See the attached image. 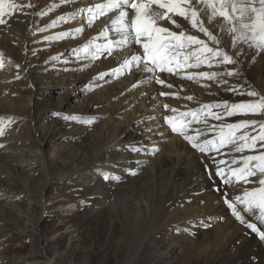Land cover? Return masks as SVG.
<instances>
[{"label": "bare ground", "instance_id": "6f19581e", "mask_svg": "<svg viewBox=\"0 0 264 264\" xmlns=\"http://www.w3.org/2000/svg\"><path fill=\"white\" fill-rule=\"evenodd\" d=\"M16 2H30L32 7L25 9L26 14L6 17L8 24L0 25V53L3 54L0 58L3 63L0 68V128L4 131L0 136V145H4L0 147V213L10 216L14 224L23 225L25 231L36 234L34 248L23 257L24 264H67L68 259L73 264L74 261L70 250L79 241L78 227L68 228L66 245L53 253L47 249V239L39 232L42 217L35 222L30 218L38 200H44L47 207L44 211H48L52 201L44 198L45 194L57 195L54 198L56 211L64 220L83 209L85 215L95 218L101 213L100 208L111 210L113 205H119L120 215L127 223L122 240L124 245L128 244V257L129 234L147 220V214H152L154 205H146V202L161 199L165 183L166 195L160 201L161 208L152 224L154 229L143 236L155 249L152 264L176 260L185 244L191 247L192 253L207 255L211 264H249L254 255L264 254V242L260 243L225 204L222 196L225 188L216 176L217 164L224 169V175L229 176L228 166H241L233 164V159L239 161L242 156L256 155L259 149L256 152L245 150L246 154L240 155L234 150L235 144L226 150L225 144L219 151L201 152L183 135L173 132L165 119L172 116L181 126L193 118L190 115L181 118L180 114L196 110L197 119L187 125L186 134L197 136V143L209 139L218 141L221 127L228 124L245 120L264 123V113L228 116L224 107L217 106L258 99L235 94L228 90L230 86L264 95V51L244 43L233 48L232 34L221 31L222 18L217 16L210 23L209 10H201L203 6H200L197 10L204 26L217 36L219 47L237 63L214 62L213 67L202 64L199 68L182 67L173 73H159L164 81L159 84L150 73L135 67L131 71H114L125 56L132 54L128 49H114L112 56L105 54L95 60L83 51H72L82 49L104 30L105 24L110 25L115 13L100 17L89 28L85 16L77 11L103 0H74L71 4H63L60 0ZM70 15L76 18L68 19ZM59 17H65L67 22ZM173 18L180 24L179 28L168 21L158 23L171 31H184L186 35L208 41L190 22ZM80 27H84V32L76 34L75 29ZM61 33L70 35L56 39ZM109 35L116 39L110 28ZM96 43H104V40ZM215 46L209 42V47ZM138 48L133 45L132 51ZM181 51L190 49L185 47ZM190 62L195 63V58ZM229 71L236 74L228 76ZM200 72L225 75L212 80L187 78ZM101 73L107 75L98 78ZM56 88L62 92L60 98L53 94ZM188 96L193 99H186ZM203 105L216 107L201 113ZM211 113L219 115L220 119L213 118ZM88 120L92 123L82 122ZM223 131L227 136L232 130L225 127ZM252 131V127L240 128L235 135L239 137ZM50 144L56 149L47 157L45 151ZM132 146L142 150L133 151ZM153 148L159 150L153 154ZM224 150L227 156L222 155ZM56 167L63 170L56 171ZM105 176L110 178L105 179ZM232 179L235 181V177ZM62 186L69 187V191L82 188L87 202L85 208L79 206L75 197L61 193ZM258 186L255 179L247 185L243 181L234 182L226 188L227 199L234 200L245 187ZM237 207L247 221H256L243 206ZM4 226V220L0 219L2 240ZM259 264H264V257Z\"/></svg>", "mask_w": 264, "mask_h": 264}, {"label": "snow or ice", "instance_id": "6c2138e0", "mask_svg": "<svg viewBox=\"0 0 264 264\" xmlns=\"http://www.w3.org/2000/svg\"><path fill=\"white\" fill-rule=\"evenodd\" d=\"M63 4L74 3V0H60ZM155 6V7H153ZM203 6L201 10H209V22L217 16L221 17L223 24L220 26L221 31L232 34V47L235 48L238 43L247 44L249 47H256L260 51H264V0H103L102 3H95L86 9H78V13L85 16V23L90 28L95 20L100 17H107L109 13H115V16L110 19V25L105 24L104 30L97 37H94L82 49H73V52L83 51L86 56H90L95 60L107 54L112 56L113 50L128 49L132 54L125 56L120 67L114 71H131L133 67L137 70H142L145 73H150L152 78L159 84H164V81L159 78V73H173L183 68H199L202 64L208 67H213L216 64H234L237 63L220 45V40L216 35H213L207 27L204 26V21L199 18L198 7ZM32 7L31 3H17L16 0H0V25H7L8 19L13 15L26 14L25 9ZM131 13V16H130ZM173 17H180L185 21L190 22L191 26L202 32L208 41L199 39L197 36L186 35L184 31L179 33L171 31L169 27L162 26L161 21H168L177 28L180 24ZM75 15H70L68 19H75ZM61 21L67 22L65 17L58 18ZM55 24V21L53 22ZM109 28L116 39L110 38ZM84 27L75 29L76 34H82ZM70 33H61L56 39H63L69 36ZM103 39L104 43H96L97 40ZM209 42L216 45L209 47ZM138 45L136 51H132V46ZM193 45L196 47L193 48ZM190 49V51L182 52L181 49ZM142 50V51H141ZM207 53V55H205ZM3 54L0 53V58ZM195 58V63L190 60ZM203 57V59H202ZM79 59L80 56L78 55ZM53 59H56L53 57ZM3 67L2 59H0V68ZM19 67V65H17ZM228 76L235 75V71L226 73ZM106 73H101L98 78H103ZM225 73L216 72H200L188 75V79L197 77L215 79L217 76H223ZM227 83V81H225ZM172 87V85H167ZM229 91L238 95L249 97H258L256 100L242 101L228 105L225 102L218 107H224L228 116L235 114H261L264 113V95H260L255 90L240 91L238 86H230ZM167 95V93H160ZM192 100L193 97H186ZM167 109L168 105H164ZM213 105H203L200 109L201 113H205ZM175 112L176 110L173 109ZM58 115V114H57ZM184 115L192 116L193 120L186 122L184 125L178 126L174 122L172 116L166 117V121L171 126L173 132H177L184 136L186 140L192 143V147L201 152L219 151L220 147L225 144H235V151L256 152L257 145L260 149H264V123L256 120H245L240 124H228L221 127L220 139L218 141L205 140L202 143H197V136L187 135V125L197 119L196 110H192L187 114H180L181 118ZM213 118L220 119V116L211 113ZM10 122V121H9ZM91 124L92 121H82ZM257 124L259 127L257 128ZM230 129L227 136L224 135V128ZM252 127L255 135L245 132L237 137L235 131L240 128ZM4 134L3 128H0V136ZM203 134V133H202ZM239 142V143H238ZM4 145H0L3 147ZM133 151H141V148L132 146ZM159 149L153 148V154ZM224 163V161H220ZM233 164L240 163L239 168H231L228 166L230 175H224V169L217 164L216 176L221 179V183L226 186H232L235 183L243 181L244 185L252 183L249 177L260 175L258 187L251 189L243 188L241 195L234 197V200L227 199V189L222 191V196L227 207L231 210L232 215L244 224L251 232L257 234L261 241H264V151H259L256 155L242 156L239 161L233 159ZM135 175V172H132ZM211 177V173H209ZM232 177H235L233 181ZM110 178L105 176V179ZM221 191V189H217ZM238 205L243 206V209L249 215H254L257 223L249 222L245 216L238 210Z\"/></svg>", "mask_w": 264, "mask_h": 264}, {"label": "rangeland", "instance_id": "374dc122", "mask_svg": "<svg viewBox=\"0 0 264 264\" xmlns=\"http://www.w3.org/2000/svg\"><path fill=\"white\" fill-rule=\"evenodd\" d=\"M83 91L87 92V90ZM53 92H55L53 93L55 97L60 98L62 96V92L57 88L53 89ZM234 122L237 121L235 120ZM233 125H235V123ZM244 129L245 128H241V130ZM250 134L255 135L256 133L252 131ZM230 147L231 144H227L225 150L229 149ZM257 147V150L259 149V151H264V149H260L259 144ZM55 149L56 147L53 144H50L45 151V155L49 157V155L53 153ZM225 150L221 151L223 156H227ZM245 154V151L240 152V155ZM56 168V171L63 170L62 167ZM260 178L261 177L258 174L256 177H249V180L254 181V179L259 180ZM165 186L166 183L163 185L164 190L161 199L157 200L156 202H146V205L147 203L154 205V211H152V214H147V220L141 223L137 230L129 234L130 254L128 257H126L128 252V244L127 246L124 245V241L122 240L124 239L125 232L127 231V223L126 221H123V217L120 215L121 210L119 205H113L111 210L104 207L100 208L99 211L101 213L97 214L95 218L94 215H92V217L90 214L85 215V212H82L84 211L83 209L81 212L75 211L68 217V219L65 218L66 220H64L61 219L64 216H58L59 212L56 211L57 207L55 205L56 203L54 198L57 195L54 194L52 196L51 192L45 194L44 197L52 201V203L48 205V211L46 213L44 211L46 207L44 200H38L33 206L30 218L33 220V222H35L40 220V217H42L38 226L39 232L41 235L43 233L42 237L47 239V249L53 253L61 251L66 245L67 241L65 234L68 228L71 226L78 227L79 241L75 243V245L72 247V250H70V255L74 260L72 261L73 264H152V262H154L152 256L155 252V249L153 248L154 246L152 244L148 245L146 243L143 236L145 233L147 234L149 231L154 229L152 224L156 220V215L161 208L160 201L163 200L166 195ZM69 187L62 186L60 189L61 193H64L66 196L71 195V197H75L79 200V206L81 208H85V204H87V202L86 197L83 198L84 193L82 188H78L77 191H74L75 189L71 190V192L69 191ZM230 187L224 185V188L229 189ZM0 216V219L4 220L5 225L3 227V240L0 238V257L2 258L0 264H24L23 257L28 255L34 248V244L36 243L34 236L36 234L32 231H25L23 229V225L14 224V220L10 216L3 215L1 213ZM117 217H119V219H117ZM122 221L124 222L125 226L123 225ZM254 223H257V226L261 227L257 221H254ZM261 230L264 231V227H261ZM253 234L260 243L264 242L261 241L259 237H257V234ZM185 246L187 248H184ZM188 247L190 246H187L186 244L182 245V249L179 251L180 256L177 255V259L181 258V260L179 259L180 261L177 259L173 261L169 260L166 264H211L207 255L203 256L198 252L192 253L193 250H191V247ZM262 254L263 253L260 252V254H256L251 257L249 264H259L261 259L264 257V254ZM68 260L67 264H71L70 260Z\"/></svg>", "mask_w": 264, "mask_h": 264}]
</instances>
